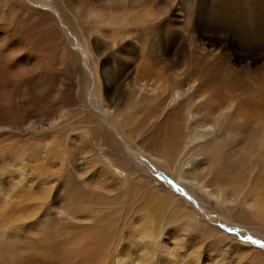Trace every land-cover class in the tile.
I'll use <instances>...</instances> for the list:
<instances>
[{"label":"bare ground","instance_id":"1","mask_svg":"<svg viewBox=\"0 0 264 264\" xmlns=\"http://www.w3.org/2000/svg\"><path fill=\"white\" fill-rule=\"evenodd\" d=\"M253 1L262 30L264 1ZM182 13L178 0H0V136L38 135L37 148L5 146L29 155L47 141L58 178L95 181L128 196L130 188L144 205L148 239L161 236L171 251L180 244V258L206 251L205 264H264V242L250 232L264 238V91L231 107L208 82L200 93L199 65L194 59L182 66ZM142 155L170 165L189 188L175 184L174 194L150 186L153 177L138 165ZM184 197L214 203L248 228L235 232L259 248L200 220ZM198 235L209 241L205 247L194 241ZM124 241L116 257H133Z\"/></svg>","mask_w":264,"mask_h":264},{"label":"rangeland","instance_id":"2","mask_svg":"<svg viewBox=\"0 0 264 264\" xmlns=\"http://www.w3.org/2000/svg\"><path fill=\"white\" fill-rule=\"evenodd\" d=\"M178 1L184 9L180 18V26L183 27L180 29V41L183 44L182 66L186 68L187 65H194L195 59L200 67V93L207 92L205 82H208L212 85L213 90L210 92L214 97L223 94L229 97L230 107L231 104L235 106L240 99L246 101L262 96L264 28L259 30L255 27L253 4L251 5L253 0ZM234 4L238 9L234 8ZM197 8L202 10L201 19L205 24L202 27L196 25ZM152 38L154 40L153 35ZM175 45L178 43L170 35L168 47L173 48ZM167 56L166 60L170 62L171 56ZM37 138L38 135L35 134L0 136V168L3 167L0 169V264H123L125 261L126 264H163L164 257L171 264H205L203 253L206 251L199 255L193 251L194 256L190 253L187 257L180 258V253L186 250L180 244H176V249L171 251L169 248L165 249L161 236L148 239L150 224L144 220V205L136 195L131 196L130 188L128 196L126 192H121L123 190L115 193L98 187L95 181L85 183L77 177L66 178V174L60 175L59 179V175L51 174L52 171L56 172L53 167L55 159L50 154L47 141L42 142L44 147L40 145L37 155L32 150L30 155L26 151L20 154L18 145L24 149L33 145L37 148ZM8 144L13 145L14 150L19 149V153L7 151ZM3 151L6 152L5 157L2 156ZM140 158L138 165L153 177L154 182H150L153 188L163 185L174 194H177L173 189L175 184L189 188L186 182L178 180L172 174L170 165L162 167L149 157L142 155ZM184 199L197 212L200 220H207L211 227L222 230L238 242L256 248L257 245L254 246L249 241L252 238L235 232L236 226L248 228L219 214L214 203ZM112 214L115 215L117 223H109ZM114 219L110 218L112 221ZM201 228L203 229V225ZM122 230L123 234H120ZM250 232L253 237L264 242V238L257 236L252 230ZM89 238H94L93 247L89 245ZM126 239H130V246L134 249L133 257L118 258V249L122 248ZM77 240L87 241L88 244H80ZM76 241L82 248H78ZM194 241L204 247L209 243L202 236ZM146 254L152 255L151 258L146 261L138 259ZM216 259L218 258H211L214 260L212 264H217Z\"/></svg>","mask_w":264,"mask_h":264}]
</instances>
